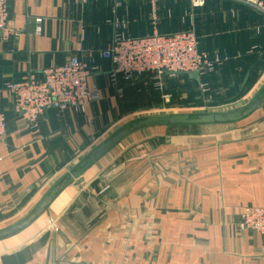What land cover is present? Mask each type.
I'll use <instances>...</instances> for the list:
<instances>
[{"label":"crops","instance_id":"obj_1","mask_svg":"<svg viewBox=\"0 0 264 264\" xmlns=\"http://www.w3.org/2000/svg\"><path fill=\"white\" fill-rule=\"evenodd\" d=\"M0 38V231L28 218L101 143L147 116L239 103L264 89V17L232 0H9ZM129 37L194 31L211 73L120 80L101 57ZM72 58L98 68L99 102L49 109L33 130L7 83ZM174 99V100H173ZM186 101V103H184ZM190 101V102H189ZM192 101V102H191ZM233 111V110H232ZM109 187L102 195L104 188ZM264 208V104L237 123L153 127L131 134L60 192L26 228L0 240V264H264V234L242 232L241 211Z\"/></svg>","mask_w":264,"mask_h":264},{"label":"built area","instance_id":"obj_2","mask_svg":"<svg viewBox=\"0 0 264 264\" xmlns=\"http://www.w3.org/2000/svg\"><path fill=\"white\" fill-rule=\"evenodd\" d=\"M8 1L0 0V38L4 40L11 34ZM232 1L249 6L264 17V0ZM204 4L205 0H191L192 8H200ZM115 28L111 43L101 57L111 63L109 75L119 95L123 94V90L118 88L120 80L130 83L135 78L150 75L155 87L163 89L166 75L211 73L221 61L200 51L194 31L155 32L150 36L133 38L121 31V25L115 24ZM97 72V67L72 58L62 66L44 69L42 78L31 75L23 82L7 83L5 88L13 95L16 112L33 130L39 131V119L49 109L85 113L90 104L100 101L99 89L90 88L88 84L90 77ZM6 131V117L0 114V140ZM108 189L104 188L99 194ZM239 228L242 232L264 234V208H243Z\"/></svg>","mask_w":264,"mask_h":264},{"label":"water","instance_id":"obj_3","mask_svg":"<svg viewBox=\"0 0 264 264\" xmlns=\"http://www.w3.org/2000/svg\"><path fill=\"white\" fill-rule=\"evenodd\" d=\"M191 76L199 79V73H192ZM264 104L263 91L246 107L238 110L222 113H196V114H163L153 115L137 119L122 127L111 137L101 143L84 160H82L68 175H66L42 200L33 213L16 226L0 231V240L13 235L26 228L49 207L53 199L64 189L75 181H81L83 174L116 146L127 139L131 134L146 128L173 127V126H204V125H225L242 121L255 113Z\"/></svg>","mask_w":264,"mask_h":264},{"label":"rangeland","instance_id":"obj_4","mask_svg":"<svg viewBox=\"0 0 264 264\" xmlns=\"http://www.w3.org/2000/svg\"><path fill=\"white\" fill-rule=\"evenodd\" d=\"M255 98H256L255 95H251V96H248V98L246 100H244V102L242 101V102H239V103H205L204 104V108L205 109L196 110L193 113H189V114H196V113H222V112H228V111H232V110H238V109H241L243 107H246ZM184 103H186V101ZM182 111L184 112V110H175L174 113H172V114H179V112H182Z\"/></svg>","mask_w":264,"mask_h":264}]
</instances>
